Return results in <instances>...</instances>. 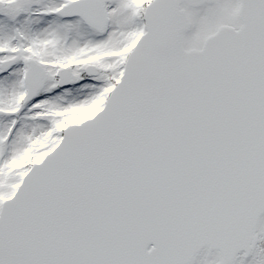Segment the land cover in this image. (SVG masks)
<instances>
[{"label": "snow or ice", "instance_id": "obj_1", "mask_svg": "<svg viewBox=\"0 0 264 264\" xmlns=\"http://www.w3.org/2000/svg\"><path fill=\"white\" fill-rule=\"evenodd\" d=\"M0 264H264V0H0Z\"/></svg>", "mask_w": 264, "mask_h": 264}]
</instances>
